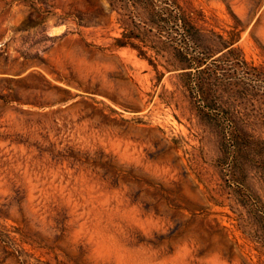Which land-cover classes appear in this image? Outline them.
<instances>
[{
    "label": "rangeland",
    "instance_id": "obj_1",
    "mask_svg": "<svg viewBox=\"0 0 264 264\" xmlns=\"http://www.w3.org/2000/svg\"><path fill=\"white\" fill-rule=\"evenodd\" d=\"M0 264H264V0H0Z\"/></svg>",
    "mask_w": 264,
    "mask_h": 264
},
{
    "label": "trees",
    "instance_id": "obj_2",
    "mask_svg": "<svg viewBox=\"0 0 264 264\" xmlns=\"http://www.w3.org/2000/svg\"><path fill=\"white\" fill-rule=\"evenodd\" d=\"M177 31H179V30H177Z\"/></svg>",
    "mask_w": 264,
    "mask_h": 264
}]
</instances>
